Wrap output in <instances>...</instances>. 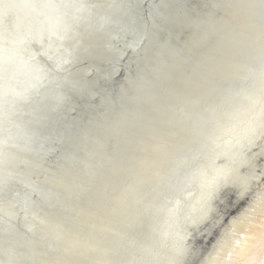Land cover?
I'll return each mask as SVG.
<instances>
[{
	"label": "bare ground",
	"instance_id": "bare-ground-1",
	"mask_svg": "<svg viewBox=\"0 0 264 264\" xmlns=\"http://www.w3.org/2000/svg\"><path fill=\"white\" fill-rule=\"evenodd\" d=\"M157 1L159 31L171 34V45L192 34L179 47L156 52L155 67L145 77L165 82L150 94L146 81L141 94L133 93L135 81L109 69L104 82L118 85L120 97L118 107L112 105L118 110L113 120L128 121L130 114L139 120L142 111H150L154 123L139 146L130 148L129 161L122 160V152L115 154L114 165L105 159L104 169L111 165L113 177L126 178L88 183L103 161L100 155L107 154L97 148L78 187L70 190L77 196L91 185L96 204L72 217L71 231L63 235L57 226L65 211L56 198L59 190H69L67 177L74 179L75 173L62 158L54 162L60 176L33 177L41 163L27 161L25 177L36 186L54 182L53 187L38 208L26 202L19 229L16 208L10 210L7 199L0 204V226L10 228L0 240V264H256L259 259V240L246 239L258 236L254 225L264 213V32L256 19L258 25L252 24L255 0H186L190 8L184 0ZM133 2L138 10V0ZM223 5L230 18L220 25ZM130 47L134 52L122 64L135 74L146 46L137 40ZM107 50L112 62L122 51L111 43ZM197 54L201 59L193 73L183 77L189 57ZM175 77H183L182 84L173 87ZM112 118L98 124L85 152L101 144L97 135ZM18 243L21 249L14 248Z\"/></svg>",
	"mask_w": 264,
	"mask_h": 264
},
{
	"label": "water",
	"instance_id": "water-1",
	"mask_svg": "<svg viewBox=\"0 0 264 264\" xmlns=\"http://www.w3.org/2000/svg\"><path fill=\"white\" fill-rule=\"evenodd\" d=\"M198 1L197 4H202L208 0ZM184 2L191 7L192 3ZM157 3V0H138L137 10L133 0H0V204L8 200L12 203L10 210L16 208L17 229L27 203L29 207L38 208L35 205L42 201L43 194L54 183L38 186L31 183L24 174L28 162L41 163L42 167L33 177L44 176L47 172L54 178L60 176V169L54 162L57 164L62 158H65L63 166L71 170L72 175L75 173V180L70 175L67 177L69 190H59L56 198L62 201L63 205H60L65 211L57 226L58 233L63 235L70 233L72 226L68 221L72 217L89 213L96 204L98 193L91 185L78 188L82 193L77 196H72L70 190L78 187V179L92 153L98 152L97 148L101 147L107 154L105 157L99 154L103 161L98 168L96 166L97 174L88 183L99 184L105 179L115 183L126 178L113 177L108 167L115 164L116 153L122 152V160L129 161L130 148L139 146L141 137L154 123L150 111H142L139 120L133 114L128 121L113 120L118 110L114 111L112 105L118 107L120 97L118 85L109 88L104 82L110 78L109 69L117 68L125 77L128 75L134 80L133 93L141 94L146 81L150 94L165 82V78L145 77L150 68L155 67L156 52L168 47L177 48L192 34L186 33L178 45H171V34L159 31ZM220 9L217 23L222 25L228 21L230 13L225 10V5ZM250 12L254 15L252 24L258 23L264 32V0H255ZM137 40L144 41L146 47L141 68L134 74L132 67L126 68L122 63L134 52L130 46ZM110 43L113 48L122 50L114 58L115 62L106 57L110 55L107 50ZM246 53L244 51L241 56ZM189 59L183 77L193 73L201 55ZM182 78L174 79L173 87L181 83ZM142 96V100L145 99ZM108 118H112L108 128L97 135L101 144H94L85 152L87 139L94 134L98 124ZM135 123L138 124L134 127ZM105 159L111 165L104 169ZM16 170L22 171L21 174ZM70 200L73 204L69 206ZM0 218L3 220L1 215ZM8 229L9 226L4 224L2 228L0 226V240ZM18 245L14 248L21 249ZM52 252L50 250L49 255Z\"/></svg>",
	"mask_w": 264,
	"mask_h": 264
},
{
	"label": "snow or ice",
	"instance_id": "snow-or-ice-1",
	"mask_svg": "<svg viewBox=\"0 0 264 264\" xmlns=\"http://www.w3.org/2000/svg\"><path fill=\"white\" fill-rule=\"evenodd\" d=\"M223 194V193H222ZM261 199H264V194L261 195ZM257 230L258 236H248L246 239L253 240L258 239L259 245V259L257 260L256 264H264V213L261 214V219L258 223L254 225ZM240 264H250L249 261L241 260Z\"/></svg>",
	"mask_w": 264,
	"mask_h": 264
}]
</instances>
